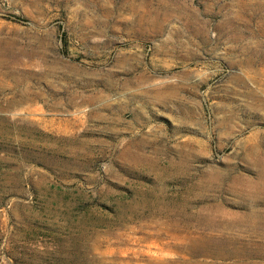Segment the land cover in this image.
<instances>
[{"label": "rangeland", "instance_id": "1", "mask_svg": "<svg viewBox=\"0 0 264 264\" xmlns=\"http://www.w3.org/2000/svg\"><path fill=\"white\" fill-rule=\"evenodd\" d=\"M0 264H264V0H0Z\"/></svg>", "mask_w": 264, "mask_h": 264}]
</instances>
